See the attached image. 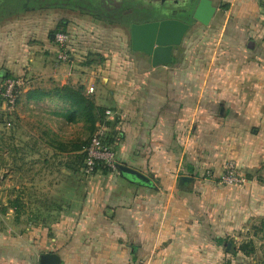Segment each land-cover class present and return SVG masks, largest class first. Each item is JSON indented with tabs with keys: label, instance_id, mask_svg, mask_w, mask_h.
<instances>
[{
	"label": "crops",
	"instance_id": "1",
	"mask_svg": "<svg viewBox=\"0 0 264 264\" xmlns=\"http://www.w3.org/2000/svg\"><path fill=\"white\" fill-rule=\"evenodd\" d=\"M211 1L209 23L184 17L172 62L157 66L102 44L82 17L66 22L69 61L58 58L60 20H0V81L23 79L3 152L0 264H222L225 234L264 216V0ZM64 86L107 109L118 163L148 182L82 172L79 138L63 129L76 122L60 114L70 103L43 95ZM224 158L249 176L237 190L216 182Z\"/></svg>",
	"mask_w": 264,
	"mask_h": 264
},
{
	"label": "rangeland",
	"instance_id": "2",
	"mask_svg": "<svg viewBox=\"0 0 264 264\" xmlns=\"http://www.w3.org/2000/svg\"><path fill=\"white\" fill-rule=\"evenodd\" d=\"M26 0H5L7 2V8L4 9L3 13H7L5 16L11 15H29V14H37L42 15L43 18H47L49 20H60L61 24L59 25L58 29H55L54 32H60V33H68L69 35H72V32L70 29L66 27V22L71 19H86L88 22L86 24V27L90 29H95L100 36V42L102 44H105L107 46H115L119 47H125L126 50L131 51V34L130 32L123 28H117V27H110L113 25L109 22H103L98 21L95 18H92L89 15H86L84 11L81 10H70L68 8L62 7V6H54V7H47L45 5L43 6H37L38 9H32L35 5L30 4L26 2V7H24V3ZM12 3V4H11ZM17 3V6L15 4ZM12 6L15 8L13 9ZM82 17V18H81ZM4 18V16H0V20ZM64 20L66 21L64 23ZM63 22V23H62ZM90 23H92L90 25ZM110 25V26H109ZM68 26V25H67ZM55 33V34H56ZM70 35V37L67 39V41L64 43V48L70 50V52L76 48V43L73 42V38ZM55 37V35H54ZM75 39V38H74ZM87 41V40H86ZM69 52V53H70ZM73 53V52H72ZM0 118H1V108H0ZM81 121H77L73 125H70L68 127L64 126V130L67 132L74 131L73 133L76 136V139L79 138V141L84 144L86 143L93 132L91 133V129H89L88 125L83 123ZM14 125V124H13ZM13 126L11 128H6V125H0V184L3 181V160L6 159L3 156V152L6 150V148H9L8 145H6L9 141V137H14L13 131L10 133V135L6 132L8 129L12 130ZM225 152L223 153L224 156ZM223 163L221 165L220 172L217 173V180L216 182L222 186V188H238L240 185H244L245 181L247 182L249 179V176H247V173L241 168V166L238 165L237 161L234 158H224ZM233 161L235 163V170L240 175V177L244 178V181L238 182V183H230L225 182L223 177H226L227 173V166L228 164ZM213 172V170H209V172ZM207 172V171H206ZM259 173L255 172L254 176H258ZM241 188V187H240ZM237 190V189H236ZM253 205V200H252ZM252 220L248 223L241 224V226H236L233 231H231L229 234L226 233V240L227 244L224 247V249L229 252V255L226 254L224 259L221 261L222 264H264V216H257L252 217ZM229 243L231 245L229 246ZM235 247V252H232V248Z\"/></svg>",
	"mask_w": 264,
	"mask_h": 264
},
{
	"label": "water",
	"instance_id": "3",
	"mask_svg": "<svg viewBox=\"0 0 264 264\" xmlns=\"http://www.w3.org/2000/svg\"><path fill=\"white\" fill-rule=\"evenodd\" d=\"M185 10L190 22L198 21L208 24L215 7L211 0H184ZM189 21L167 19L162 21L131 24V47L135 51L143 52L152 58L154 66L167 64L173 60L174 47L180 44L184 34L191 26ZM117 167L124 174L131 175L148 182L149 177L143 172L118 163ZM192 181L190 177H182L180 183ZM183 186V185H181ZM231 243H229V246Z\"/></svg>",
	"mask_w": 264,
	"mask_h": 264
},
{
	"label": "flooded vegetation",
	"instance_id": "4",
	"mask_svg": "<svg viewBox=\"0 0 264 264\" xmlns=\"http://www.w3.org/2000/svg\"><path fill=\"white\" fill-rule=\"evenodd\" d=\"M26 2L35 5L33 10L39 5L81 10L98 21L112 23L110 27L125 28L130 34L133 23L182 20L189 14L185 10L184 0H26L24 7ZM7 6L5 0H0V16L7 14L3 13Z\"/></svg>",
	"mask_w": 264,
	"mask_h": 264
},
{
	"label": "built area",
	"instance_id": "5",
	"mask_svg": "<svg viewBox=\"0 0 264 264\" xmlns=\"http://www.w3.org/2000/svg\"><path fill=\"white\" fill-rule=\"evenodd\" d=\"M70 35L60 32L55 35L56 44L59 47L58 58L62 61H69L70 58H72V52L74 50L70 52V50L64 48V43ZM22 84L23 79L18 77L7 78L3 81L2 88L0 89V96L2 97L0 108L7 114L12 115L15 111ZM89 91L93 92L94 88L90 87ZM12 126L13 122L10 119L6 123V128H11ZM85 151L86 159L83 172L86 175L94 174L99 167L107 168L109 171H117L118 160L116 151L112 145L107 142V127L105 124L101 122L97 123V128ZM235 168V163L231 161L227 166V175L226 177L224 176L222 180L230 183L244 181V178L240 177Z\"/></svg>",
	"mask_w": 264,
	"mask_h": 264
},
{
	"label": "trees",
	"instance_id": "6",
	"mask_svg": "<svg viewBox=\"0 0 264 264\" xmlns=\"http://www.w3.org/2000/svg\"><path fill=\"white\" fill-rule=\"evenodd\" d=\"M2 78H3V80L0 81V89L2 88L3 81L6 78H8V76H6V77L3 76ZM32 94H34V93H32ZM43 95H54V96L59 97L62 100L69 102L70 108L67 110V112L60 113V114L64 118H66L68 121H73V122L83 121L85 124L88 125L89 129H91V133L93 132V134L97 128V123H99V122L104 123L105 114H106L107 109L97 105L95 100L92 97L86 95L84 93L83 87H78V88H74V87H70V86L58 87V88H55L53 92H46V93H43ZM1 103H2V97L0 96V104ZM10 119L14 123V119H12V115L7 114L5 111H3L1 109L0 125L5 126L7 121ZM13 128H14V125H13ZM92 135H91V137H92ZM91 137L84 144H82L79 141L78 142L75 141V143L73 145V150L76 152H79L78 154H76L77 155L76 157L80 161L79 163H80V167H81L82 172H83V167L85 165V159H86L85 149L88 146V144L91 140ZM107 142L110 143L108 137H107ZM100 168L104 172L109 171L107 168H104V167H99L98 169H100ZM13 205L17 209L21 206L18 199H16L13 202ZM224 240L225 239H223V238H219L217 241L219 244H222V243H224ZM231 250H232V252H235V247H233Z\"/></svg>",
	"mask_w": 264,
	"mask_h": 264
}]
</instances>
